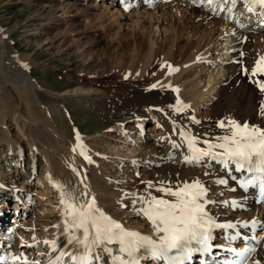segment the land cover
<instances>
[{
    "label": "rangeland",
    "instance_id": "rangeland-1",
    "mask_svg": "<svg viewBox=\"0 0 264 264\" xmlns=\"http://www.w3.org/2000/svg\"><path fill=\"white\" fill-rule=\"evenodd\" d=\"M140 1L144 0H138ZM148 1H145L146 7L136 6L131 12L126 13L123 10L124 13H120V4L115 0L112 3L108 0H0V36L10 46L7 59L13 57L18 60V63L29 71L32 81L42 82L54 89L70 86L74 74L80 83L88 82L93 87L111 94L134 90H120L115 79L128 82V78L133 80L136 77L139 80L150 74L151 80H154L170 61L175 66L176 63L179 65L195 60L196 62L185 68L178 82L179 85L181 83L187 87L188 83L192 82L199 84V88H207L209 95L207 94L206 98L209 101L202 103L199 99L196 102L198 115L205 119L211 105L217 107L220 103L221 99L216 96L220 94V87L227 78V70L224 67L232 59L228 50L233 48L232 38H237L239 29L234 28L233 31L225 33L227 22L212 15V18L206 20L208 23H196V26H199L197 29H192L191 24L187 32H182L184 15L187 14L188 8L195 7L194 2L192 4L191 0H174V16L170 19L169 14L164 12L171 9L170 3L154 0L153 3L149 1L152 5L148 6ZM176 10L180 11V14L177 15ZM155 11L158 15L152 14ZM231 51L233 50L229 52ZM240 57H243V67L238 58L236 62L239 61V64L233 63L242 67L241 70L246 75L243 71L245 55L241 54ZM168 69L170 70V67ZM127 73L128 76H124ZM5 85L0 70V163L4 160L3 156L7 159L13 158L7 160L5 165L0 164V175L6 177L9 187L16 186L15 192L24 200L26 209H22L20 213L25 216V219L21 220L25 221V225L18 228L15 226L16 222L13 225L15 231L10 232L8 228L12 223L8 220L11 210L15 208L14 200L9 201L10 206L7 202L6 207L3 206L7 215L5 222L0 224V236L4 245L7 246L9 240L10 243L1 250L7 252L16 246L21 251L25 250L27 256L34 257L40 248L34 249V243L39 246L43 236L52 230V219L58 217L61 205L59 190L54 187L52 174H49L50 162L41 160L42 155L37 154L38 161L35 163V169H32L34 152L31 150L32 143L27 138L31 136L34 128L50 121L56 132L74 140L73 127H79L83 141L94 158V164L99 171L103 169L113 192H124L129 186L136 187V184L143 188L148 182L147 174L152 168L149 164H139L135 167L125 161L118 169L119 158L116 151L125 150L128 146L134 147L135 137L141 132V138L145 139L146 134L150 138V144L160 134L157 133L151 116L144 121V132L139 129L136 119L124 122V131L117 127L107 129L105 125L111 120L107 114L90 106L79 107L76 103L66 101L50 103L54 102L55 97L46 95L42 96L43 101L32 103L33 110L26 111L25 107H22L24 102L20 100L19 92ZM166 88V91L174 92L172 88ZM55 104L58 105L56 111L53 109ZM258 104L264 106V91L260 92ZM151 125L155 129L150 130ZM129 140H132V143ZM13 181L16 182L15 186L11 185ZM211 194L215 193L208 196ZM0 198L4 201L3 197ZM122 206L127 209L125 204ZM123 221L132 228L141 225L143 227L141 216L135 212ZM31 232L36 236H32ZM33 237L37 240L33 241Z\"/></svg>",
    "mask_w": 264,
    "mask_h": 264
},
{
    "label": "bare ground",
    "instance_id": "bare-ground-1",
    "mask_svg": "<svg viewBox=\"0 0 264 264\" xmlns=\"http://www.w3.org/2000/svg\"><path fill=\"white\" fill-rule=\"evenodd\" d=\"M108 1L110 3L113 2V0ZM145 1L146 0L138 2V0H135L134 4H136L137 7H146ZM150 3L148 1L147 5L149 6ZM169 6L171 9H167L168 11L164 12L165 14H169L168 17L172 19L174 16V4L170 3ZM195 7L188 8L186 11L187 14L184 15L182 22V32H187V30L190 29L191 24L192 29L193 27L197 29L199 26H196V23L203 25L204 22H209L206 20L212 18L211 15H209V6H207L208 8L203 7V5L198 8ZM120 9V13H124L121 4ZM131 10L132 9L128 12H131ZM152 14L158 15L157 11ZM176 14H180V11L176 10ZM232 28L233 26L229 25L228 28L224 29V32L226 30L225 33H228V31ZM251 29L252 30L249 31L239 30L238 32L237 37L241 34L246 38V43L242 41L239 42L236 37L234 38L236 41L234 46L235 48L231 51V62H228L224 67L227 70V78L223 81L224 85L220 87V94L216 96V98L221 99L220 103L217 107H215L214 104L211 105V107L207 110L205 119H202L200 115H198L196 111V102L199 99H201L202 103L209 101V99L206 98L207 94L209 95L207 88H199V84H194L192 82L188 83V88L186 85L181 83L179 85L178 82L179 76L183 71H185V68L191 66L190 64L196 62L195 60L189 61L185 64H179V67L177 68L179 71H174L172 69L174 65L170 61L166 65V68H163L164 70L155 76L156 79H152L153 81L151 80L150 74L144 79L139 80L136 79V77L133 78V80L128 78L126 80L128 82H122L120 79H115L117 81V87L119 86L120 90L134 88V90L129 91L128 93L111 94L103 92L101 89L93 87V85L88 82L80 83L74 74H72L71 81L69 83L70 86L65 87L64 89H61L62 87L54 89L42 82L32 81L29 77V71L23 68L21 64L18 63V60L16 61L13 57H9V59H7V53L10 52V46L5 43L2 36H0V70L1 74H3L4 83L17 90L19 92L20 100L26 103H23L22 105V107H25L26 111L33 110L32 103H39L40 100L43 101L41 98L46 95L50 98L55 97L53 98L55 99L54 102L50 101V103L66 101L76 103L79 107L90 106L98 109L101 113L107 114L111 117L110 122L105 125V128L107 129L117 127L121 129V131H124L122 124L131 119H136L139 124V129L143 131V128L145 127L144 121L149 119V116H151L154 120L153 122L156 124V131L160 135L156 136L153 143L150 144V138L145 134L146 140L142 139L141 136L143 134L141 132L139 136L135 137V141L133 143H136V145L134 147L128 146L125 150L120 149V147V150H118V152L116 151L119 158L117 165L118 169L121 168V165L125 161L133 164L135 167L139 164H149L152 168L147 174L146 179L153 182L159 180H170L175 183L177 181H191L198 178L210 189L209 193H215L214 198L210 197L208 199L217 201L218 203L210 204L209 206H211L213 213L218 215L219 218L238 223L241 220H249L257 216L256 219H262L263 221L264 205L262 206L263 209L258 212L257 210L260 206L255 204L254 198L252 200L249 194H243L235 185L234 182H236V180H233L231 177L236 176V172L231 170V168H222L221 165L215 161H212L211 163H202L201 165H190L185 163L184 157L189 153L187 152V147L179 135L181 129L189 130L193 134H198L202 139H211L212 137L218 135H224L225 129L218 127V121H226L229 118L240 123L246 122L250 125H256L261 128L264 127V116H262L264 112H261L262 106L258 104L260 90L256 88L255 81L257 79L256 77L250 76L248 73L246 75L243 74L241 71L243 64L242 67H240L233 63V60L236 59V57L239 58V61H241L242 58H240V53L242 52L245 55L244 68L246 67L251 69L255 65V61L261 56H264V30L257 29L255 27H251ZM169 64H171L170 70L168 69ZM144 70L145 68L142 69V72H144ZM170 72L171 74H169ZM113 76L116 77L117 75L114 74ZM152 84H157L158 86L156 88H152ZM166 87H175L178 91L173 89L174 92H169L166 91ZM177 100L183 101V103L181 102L182 105H188V108H185L183 112L177 113L172 107L176 105ZM201 105L202 104L200 103L199 106ZM57 107L58 105L56 106L55 104L53 108L54 111H56ZM203 107H205V105H203ZM193 117L195 120L199 121V123H194ZM14 120H16V117H14ZM173 122H175V131ZM155 127H152L151 125V128L149 129H155ZM98 133L100 134L101 132L98 131ZM56 135L58 138L55 137ZM27 139H29V142L32 143L33 146L31 149L34 152L32 155V169H35V163L38 161L37 154L42 155L40 159L45 160L46 162L49 161L51 164V173L49 174H52V179L54 180L53 183L63 184L65 186L70 184V186L75 190L76 195L80 198L81 202H86L91 198V196H93L96 198L97 205L107 214L111 217H115L116 219L120 218L122 220L128 218L130 214L135 212L133 210L134 207H140L139 203L133 205L132 201L134 197L127 194H146V185L141 188L136 184V187L129 186V188H127L124 192H113V189L109 186L108 179L105 177L107 175L104 174L103 169V172L99 171L93 160L92 163H89L81 157L79 149L74 152L73 148L77 145L75 138L74 140H71L69 136L66 137L65 134L56 132L50 121L39 124L37 128L33 129V133H31V136ZM129 141L132 143V140ZM173 142L181 144L182 146L180 148H173ZM198 146L206 147L203 143ZM88 154L92 155L89 151ZM12 155L13 154H11V156ZM3 158L4 160L1 161V165H5L7 160L13 159L11 157L7 159L5 156H3ZM205 160H207V158H205ZM73 168L77 171H73ZM232 168H234V166H232ZM26 176L29 177V175ZM217 178L227 179L228 182L227 184H218L216 183ZM15 183L16 182L13 181L11 182V185L15 186ZM14 189L15 187H10V190L14 191ZM152 191L154 195H161L154 190ZM81 193H87V196H81ZM217 194L221 196L218 197ZM9 195L10 194H8L7 191L2 194L0 193V197H3L4 199V201H2V198H0V224L7 215L3 206H5L7 204V200L10 199ZM233 200L237 201L241 206L233 208L224 203L225 201L231 202ZM2 203H4V205H2ZM123 204L127 205V209H123ZM62 208L63 206L60 205V213L58 217H54V219L51 218L52 222L49 220L51 222L50 226L52 230H50L48 234L45 233L46 236H43L44 239L41 241L42 243L39 245L40 248L34 257L27 256L25 250L21 251V249L16 246L15 248L8 249L7 253L12 256H18L19 259L26 258L29 264L33 261L37 262V264H46V260L54 252H49V249L52 247L50 244H46L45 241L56 240L59 245L62 244L61 236L59 234L60 230L63 228ZM135 214L138 215L136 212ZM140 216L143 224L142 230L145 232H153L148 220L143 215ZM24 219L25 216L20 214L19 217L15 219L17 222L15 226L19 228L20 226L25 225V221L21 222V220ZM55 225H60V227H54ZM259 228V234L262 236L264 234V226L262 223L259 224ZM30 234L32 236H36L33 232ZM1 240L2 237L0 236V242ZM35 240H37L36 237L33 241ZM7 244V246H9V243ZM43 244L45 246H43ZM261 244L262 245L258 252L253 256L256 264L257 261H259V264H264V243ZM34 245L36 244L34 243ZM21 253L23 255H19ZM101 257L104 261L105 258L103 253L101 254ZM20 263L21 262H17L14 264ZM63 264H66V262Z\"/></svg>",
    "mask_w": 264,
    "mask_h": 264
},
{
    "label": "snow or ice",
    "instance_id": "snow-or-ice-1",
    "mask_svg": "<svg viewBox=\"0 0 264 264\" xmlns=\"http://www.w3.org/2000/svg\"><path fill=\"white\" fill-rule=\"evenodd\" d=\"M235 2L236 0H232L233 4ZM247 2L251 5L248 8L249 11H254L255 5L264 8V0H247ZM214 3L215 0H208L209 6ZM174 71H179V69H174ZM243 71L252 77H257L258 74L264 75V56L256 60L251 69L243 68ZM255 82L260 90L264 91V82L259 80ZM151 87L155 88L157 85L153 84ZM174 90L178 91V89ZM172 107L180 113L187 105H182L181 101L177 100L176 105ZM261 112H264V106ZM193 122L199 123L194 117ZM173 123L175 131V122ZM218 127L225 129V134L211 139H202L200 135L193 134L189 130H180L179 135L189 153L184 157L185 163L201 165L212 161L218 162L225 169L231 168L240 173L239 178L231 177L237 181L240 188L247 191L249 188L258 187L261 197L264 198V128L246 122L240 123L230 118L226 121H218ZM76 139L77 145L73 151L76 152L79 149V154L92 163L79 133L76 134ZM201 143L206 147H199ZM172 146L180 148L182 145L173 142ZM73 171L77 170L73 168ZM227 182L224 178L216 180L218 184H227ZM54 186L60 190V203L63 206V235L66 245L75 246L78 251L82 249L79 255H72L74 264H93L94 260H101L102 257L99 255H92L97 248L101 247L109 255L111 264H141L145 254L158 261H163L164 264H188L194 253L201 255L211 253L214 247L212 240L215 229H235L237 227V224L231 222L218 223L217 218L208 211V205L218 202L208 199L210 189L198 178L175 183L170 180L148 181L145 186L146 194H127L134 197L133 205L140 204L139 208L134 207L133 210L148 220L152 231L156 234L155 239L152 236L126 229L97 205L95 197L81 202L70 184L65 186L56 183ZM152 190L161 195H154ZM81 196H87V193H81ZM224 203L233 208L241 206L235 200ZM255 226L256 222L253 221L252 227ZM54 227H60V225ZM243 227H248L247 223H244ZM236 238V236L229 237L230 240ZM45 243L50 244L53 251L60 247L56 240L45 241ZM113 244L118 245L116 255H113V249L108 247ZM228 251L243 258L254 249H245L239 253H236L235 249ZM65 254L61 251L54 260H50V264H60ZM13 259H18V256ZM24 264H29L26 258ZM31 264H37V262L33 261ZM204 264L207 262L205 261ZM222 264H241V262L232 260L223 261Z\"/></svg>",
    "mask_w": 264,
    "mask_h": 264
}]
</instances>
